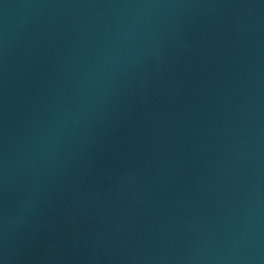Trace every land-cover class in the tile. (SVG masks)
<instances>
[{"label":"water","instance_id":"1","mask_svg":"<svg viewBox=\"0 0 264 264\" xmlns=\"http://www.w3.org/2000/svg\"><path fill=\"white\" fill-rule=\"evenodd\" d=\"M0 264H264V0H0Z\"/></svg>","mask_w":264,"mask_h":264}]
</instances>
